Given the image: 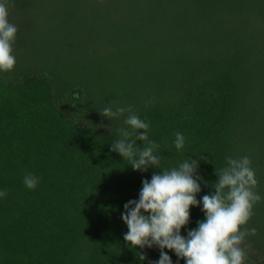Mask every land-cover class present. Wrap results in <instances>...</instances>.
<instances>
[{
    "label": "trees",
    "instance_id": "16d2710c",
    "mask_svg": "<svg viewBox=\"0 0 264 264\" xmlns=\"http://www.w3.org/2000/svg\"><path fill=\"white\" fill-rule=\"evenodd\" d=\"M6 6L17 32L15 65L0 72V264H151L155 245L123 238V205L142 179L197 159L199 200L215 191L226 156L245 155L262 199L240 226L256 229L241 247L246 264H264V0ZM129 105L150 125L159 168L133 170L111 150L128 112L101 111ZM176 132L185 136L179 151ZM27 172L39 177L35 189L22 182ZM200 219L190 205L181 234Z\"/></svg>",
    "mask_w": 264,
    "mask_h": 264
},
{
    "label": "clouds",
    "instance_id": "9594fccd",
    "mask_svg": "<svg viewBox=\"0 0 264 264\" xmlns=\"http://www.w3.org/2000/svg\"><path fill=\"white\" fill-rule=\"evenodd\" d=\"M17 27L8 20L6 0H0V72L11 71L15 65L12 44ZM128 112L124 124L119 129V137L111 144V150L129 161L133 170L146 171L150 166L159 168V144L148 139L149 123L131 111V106H117L102 109L105 117H118ZM142 129V132H138ZM142 141L139 147L136 141ZM174 147L179 151L184 147L185 136L175 133ZM203 158V157H201ZM226 166L216 174L212 187L214 192L196 198L202 180L198 160L187 157L177 166L153 172L150 179H142L137 199L124 203L121 219L127 226L123 233L125 241L132 246L154 245L160 250L159 258L151 264H173L164 249L171 250L177 261L184 264H246V253L241 247L248 234L254 235L255 228L242 229L241 225L251 217L254 204L262 197L254 191L258 181L252 169L250 158L226 156ZM23 184L27 189H35L39 177L25 173ZM7 191L0 188V199ZM199 205L203 219L194 228L181 227L189 221V208ZM143 259V256H142Z\"/></svg>",
    "mask_w": 264,
    "mask_h": 264
},
{
    "label": "rangeland",
    "instance_id": "374dc122",
    "mask_svg": "<svg viewBox=\"0 0 264 264\" xmlns=\"http://www.w3.org/2000/svg\"><path fill=\"white\" fill-rule=\"evenodd\" d=\"M90 1H93V0H90ZM82 2H86V0H82ZM92 5V4H91ZM89 5V7L91 6ZM81 7L83 6L82 4L80 5Z\"/></svg>",
    "mask_w": 264,
    "mask_h": 264
}]
</instances>
